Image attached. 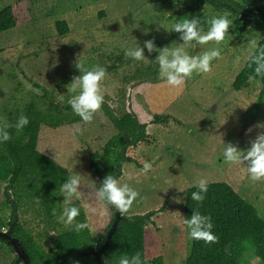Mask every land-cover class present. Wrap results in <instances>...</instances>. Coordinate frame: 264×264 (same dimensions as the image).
<instances>
[{
	"label": "rangeland",
	"instance_id": "obj_1",
	"mask_svg": "<svg viewBox=\"0 0 264 264\" xmlns=\"http://www.w3.org/2000/svg\"><path fill=\"white\" fill-rule=\"evenodd\" d=\"M6 5L13 6L18 26L0 34V123L7 121L15 108H23L31 101L41 108L49 103L30 80L45 87L55 103L62 107L69 105L68 101L79 92V89L76 93L67 91L73 78L79 75L75 67L77 58L86 70L96 66L106 69L100 88L116 115L129 113L130 87L140 82L133 92L132 103L141 122H150L155 114H161L182 123V126L173 122L167 126L149 124L147 142L128 148L127 155L134 162L123 165L124 174L119 179L140 193L129 212L124 213L126 216L156 210L169 194L173 195L165 211L154 216L146 228L148 264L157 258L162 259V264L185 263L192 240L182 222V202L186 190L200 179L207 184H231L264 219V181H251L245 165L230 164L220 157L224 142L247 148L264 131L255 127L264 122V100L258 105L261 80L251 81L242 91L232 87L236 75L264 37L263 21L241 35L235 15L206 6L204 12L209 21L227 16L231 27L220 44L210 41L193 47L194 42L181 44L180 34L170 29L175 23L189 19L196 0H0V9ZM61 20L69 27L64 36L55 27ZM209 27L208 22L207 28H200L201 34H206ZM145 40H153L157 48L180 47L188 55L200 56L213 48H218L221 55L211 62L209 73L194 72L183 85L173 88L158 73L154 61L158 52L149 53L145 49L146 58L139 62L125 56L126 49L137 43L143 47ZM143 80L146 82L142 83ZM135 99L140 101L142 111L136 110ZM250 102L247 108L237 106ZM249 128L251 132L247 131ZM114 133V125L100 109L88 124L81 119L66 122L57 131L44 125L39 135V151L66 168L70 176L79 175L80 199L73 203L84 209L95 247L104 240L111 211L96 197L98 181L88 169L87 152L102 151ZM145 162L152 164L147 173L142 171ZM6 166L0 160V198L5 201L0 206V228L4 230L9 229L12 217L5 195L10 173L4 174ZM169 182L176 186H170ZM8 192L13 194L11 190ZM177 196L182 197L181 202L176 201ZM63 199L62 196V210ZM34 206L23 199L14 217L48 251L51 243L45 242V233L54 237L65 227L52 228L45 215L36 209L38 203ZM70 260L71 264H95L91 256H74ZM16 261L10 246L0 241V264ZM240 264H264V260L246 245Z\"/></svg>",
	"mask_w": 264,
	"mask_h": 264
},
{
	"label": "trees",
	"instance_id": "obj_2",
	"mask_svg": "<svg viewBox=\"0 0 264 264\" xmlns=\"http://www.w3.org/2000/svg\"><path fill=\"white\" fill-rule=\"evenodd\" d=\"M206 6L219 11L225 10L235 15L239 33L244 35L250 26L259 23L260 20L257 17L247 19L245 15L240 16L239 13L263 9L264 0H196V7L190 8L189 19L193 16L198 17L201 20L200 28L208 27L209 20L204 12ZM17 26L13 6L6 5L1 8L0 34ZM55 27L60 36L69 33L68 24L63 20L56 22ZM154 44L156 45L155 42ZM259 51H264V37L258 41L253 54ZM258 79L262 83L258 98V105H260L264 100V79L257 77L252 68L248 67V60L236 75L232 87L236 91H242L250 86L251 81ZM30 82L44 93L43 97L49 103L41 108L37 102L31 101L23 108H15L7 120L10 124H14L20 115H25L29 119V124L22 130L9 128L11 139L5 144H0V160L5 162V166L7 165L4 168V174L6 171L10 172L5 192L6 203H9L11 207L12 217L9 225L14 221V216L23 203V199H26L29 205L34 206L38 203L36 209L45 215L51 227L54 228L62 226L56 222L52 210L55 208L58 214L62 211V195H59V188L64 180L70 177V174L54 159L39 151V135L44 125L57 131L66 122H78L80 117L74 116L69 105L62 107L51 100L52 94L45 87L32 80ZM101 110L114 125L115 133L111 135L102 151L90 149L87 152L88 169L98 181L96 189L108 174L117 176L118 179L123 176V165L134 162V159L127 155V150L147 142L149 135L146 129L149 124L167 126L173 122L177 126H182L178 119L170 115L155 114L150 122H141L135 114L127 112L118 116L106 101L101 106ZM9 190L13 191V194L9 193ZM194 191L198 189L193 186L185 192L182 202V222L190 218L193 209L202 215L211 217L212 231L217 236V241L206 244L203 240H192L191 251L184 264H240L246 245H250L255 255L264 260V219L260 217L257 208L249 200L242 197L227 182L207 184V192L203 194L202 202L191 200V193ZM172 197L173 195L169 194L163 205L156 210L134 216L123 214L125 218L119 223L107 251L108 257L104 256L103 262L118 264L121 255L131 256L136 253H140L142 259L146 260L144 245L146 228L151 224L154 216L165 211ZM4 202L0 198V206L5 204ZM73 204L81 209L76 220L88 223L82 206L79 203ZM107 207L111 211V219L104 239L114 218L112 207L110 205ZM18 222L17 220V223L12 225L11 234L22 242L30 255L32 264H71L72 257L89 256L85 252L100 248L104 243L103 240L95 247L89 228L79 233L65 228L61 232H56L57 236L54 237L45 233V242L51 243L46 251L42 243ZM152 263L162 264V259L157 258Z\"/></svg>",
	"mask_w": 264,
	"mask_h": 264
},
{
	"label": "clouds",
	"instance_id": "obj_3",
	"mask_svg": "<svg viewBox=\"0 0 264 264\" xmlns=\"http://www.w3.org/2000/svg\"><path fill=\"white\" fill-rule=\"evenodd\" d=\"M209 23L210 27L206 34H201V20L196 16L185 19L183 22L175 23L170 30L180 34L179 38L183 41L181 44L194 42L193 47L205 45L210 41L220 44L224 41L225 35L231 27L230 19L227 16H217L213 17ZM145 49L149 53L153 51L158 52V55L154 59L158 66V73L173 88L183 85L185 80L190 79L194 72L198 74L209 73L211 71V62L221 55L218 48L206 51L200 56L188 55L180 47L169 48L168 46L157 48L153 40H145L143 47L137 43V46L126 49L125 56L138 62L144 61L146 58ZM75 67L79 70V75L73 78L71 88L67 89V91L76 93L77 89H79V92L72 96L68 104L73 113L79 116L85 124H88L93 120L94 114L101 109V106L105 102L100 83L105 78L106 69L96 66L91 70H86L78 58L76 59ZM248 67L252 68L257 77L264 79V51L250 55ZM251 103H238L237 106L247 108ZM28 124L29 119L25 115H20L14 124H10L7 121L0 123V144H5L11 139L8 131L9 128L19 131L24 129ZM255 127L264 129V122H258ZM247 131L251 132L252 128H249ZM220 157H222L223 161L230 164L245 165L251 181H264V131L259 132L250 141V147L247 148H241L236 144L224 142ZM151 168L152 164L149 162H145L142 165V171L145 173L149 172ZM122 174H124L123 170ZM80 184L81 179L79 175H72L65 179L59 188V195L64 197L63 202L65 206L59 214L55 208L52 210V215L56 217L57 223L76 233L89 228L87 221L81 222L76 220L80 215L81 209L75 206L73 201L80 199L78 188ZM169 184L170 186L175 185L171 182ZM193 186L198 191L191 193V200L202 202L204 199L203 194L207 192V181L200 179ZM178 189L184 192L183 189ZM139 195L140 193L136 188L129 183H120L117 176L110 174L103 178L96 192V197L99 201L110 205L115 212H119L120 214L128 213ZM175 199L177 202L182 201V197L180 196L175 197ZM183 223L189 230L188 235L191 240H203L206 244H212L217 241V236L212 231L213 223L211 217L202 215L199 211L193 209L190 218H186ZM118 264H147V261L142 259L140 253L131 256L125 254L120 256Z\"/></svg>",
	"mask_w": 264,
	"mask_h": 264
},
{
	"label": "water",
	"instance_id": "obj_4",
	"mask_svg": "<svg viewBox=\"0 0 264 264\" xmlns=\"http://www.w3.org/2000/svg\"><path fill=\"white\" fill-rule=\"evenodd\" d=\"M239 14L240 16L245 15L247 19H252V18L257 17L260 21L264 22V8L259 9L258 11L248 10L246 13L240 12ZM141 82L144 83L146 82V80H143ZM140 84H141L140 82L134 83L130 87V90H129V100L128 101L130 105L128 106V108H130L131 112L129 109H128L129 110L128 112L131 114H135L136 116H137V113L135 112L133 108L132 97H133V92L135 88L138 87ZM113 213H114L113 222H112L110 229L107 231V234L104 239V243L101 245L100 248H96L92 251L85 252V254H88L89 256L93 257L95 264H104L103 257L104 256L108 257L107 251L110 246L112 237L117 231L119 223L125 218L123 214H120L119 212H115L114 209H113ZM16 221L17 219L14 218V221L12 222V224L9 226V229L7 230L0 228V240H2L7 245H9L12 248V250L15 252L17 256V261L15 262V264H18L19 262H21V264H32L30 255L27 253L22 242L19 240V238H16L15 236H12L11 234L12 225H14V222Z\"/></svg>",
	"mask_w": 264,
	"mask_h": 264
},
{
	"label": "crops",
	"instance_id": "obj_5",
	"mask_svg": "<svg viewBox=\"0 0 264 264\" xmlns=\"http://www.w3.org/2000/svg\"><path fill=\"white\" fill-rule=\"evenodd\" d=\"M134 105L136 106V110L138 109L139 111H142V109H141V107H140V101H136V99H135V101H134ZM148 129H149V127H148ZM231 185V184H230ZM232 186V185H231Z\"/></svg>",
	"mask_w": 264,
	"mask_h": 264
},
{
	"label": "flooded vegetation",
	"instance_id": "obj_6",
	"mask_svg": "<svg viewBox=\"0 0 264 264\" xmlns=\"http://www.w3.org/2000/svg\"><path fill=\"white\" fill-rule=\"evenodd\" d=\"M11 248V247H10ZM12 249V248H11ZM13 251V250H12ZM14 252V251H13ZM15 253V252H14ZM21 263V262H20Z\"/></svg>",
	"mask_w": 264,
	"mask_h": 264
}]
</instances>
